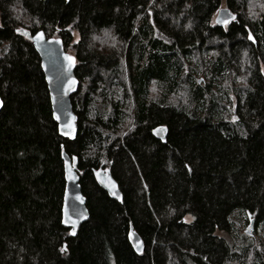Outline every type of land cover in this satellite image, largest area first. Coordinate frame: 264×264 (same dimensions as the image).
Masks as SVG:
<instances>
[{"label":"trees","instance_id":"obj_1","mask_svg":"<svg viewBox=\"0 0 264 264\" xmlns=\"http://www.w3.org/2000/svg\"><path fill=\"white\" fill-rule=\"evenodd\" d=\"M224 6L236 18L221 26ZM21 28L76 58L74 140ZM263 68L264 0H0V264H264ZM63 148L90 213L75 236Z\"/></svg>","mask_w":264,"mask_h":264},{"label":"water","instance_id":"obj_2","mask_svg":"<svg viewBox=\"0 0 264 264\" xmlns=\"http://www.w3.org/2000/svg\"><path fill=\"white\" fill-rule=\"evenodd\" d=\"M69 1V0H66ZM236 14L227 6L221 7L218 11L215 21H227V23H218L221 26L233 21ZM19 33L27 31L20 29ZM28 37L40 56L41 67L45 75L46 83L50 95V103L54 121L58 126V133L64 138L74 140L78 132V118L73 110L71 102L72 95L79 88V79L76 76V58L66 51L63 40L57 37H49L43 30H38L31 34L27 31ZM37 33L43 34V39L36 37ZM67 56L74 58V63L66 59ZM75 81L74 83H70ZM0 111L3 108V100L0 96ZM162 126L155 127L153 134L160 139L165 137ZM62 159L64 162L65 190L62 202V224L70 230V234L75 236L80 226L88 220L90 213L86 203V197L82 192L80 176L78 173V157L69 155L65 149L62 150ZM93 175L97 184L107 192V194L118 201H122L123 194L119 183L113 177L110 168L99 167L93 169ZM71 177V178H70ZM115 193V195L113 194ZM72 221H75V230L73 233ZM128 239L133 249L137 253L144 251L145 243L140 234L130 226Z\"/></svg>","mask_w":264,"mask_h":264},{"label":"snow or ice","instance_id":"obj_3","mask_svg":"<svg viewBox=\"0 0 264 264\" xmlns=\"http://www.w3.org/2000/svg\"><path fill=\"white\" fill-rule=\"evenodd\" d=\"M233 19H235V17H233ZM217 23H227V21H220V20H218L217 21ZM16 31L17 32H20L21 30L20 29H16ZM23 35H25V36H27L28 35V33H27V31H24L23 32ZM36 37L37 38H39V39H43V34L42 33H37L36 34ZM252 37H251V35H249V39H251ZM66 59L70 62V64L71 63H74L75 61H74V58L73 57H71V56H67L66 57ZM75 81H71L70 83H74ZM0 103H2V102H0ZM237 118L234 116L233 117V120L235 121ZM160 131H164V129H160ZM71 178V177H70ZM114 195H115V193H113ZM72 223V225H73V233H74V230H75V221H72L71 222ZM66 249L65 248H61V251H65Z\"/></svg>","mask_w":264,"mask_h":264},{"label":"rangeland","instance_id":"obj_4","mask_svg":"<svg viewBox=\"0 0 264 264\" xmlns=\"http://www.w3.org/2000/svg\"><path fill=\"white\" fill-rule=\"evenodd\" d=\"M151 17L152 16H150V22L152 23V20H151ZM155 35L156 36H158V37H160L161 39H166L164 36H163V34L161 33V32H159L158 30H155ZM4 47V49H5V45L3 46ZM263 70H264V68H263ZM242 221V220H241ZM243 222V225L241 226V230L242 231H245V230H247L248 232H249V234H253V232L255 231V227L254 226H248V224H244V221H242Z\"/></svg>","mask_w":264,"mask_h":264},{"label":"bare ground","instance_id":"obj_5","mask_svg":"<svg viewBox=\"0 0 264 264\" xmlns=\"http://www.w3.org/2000/svg\"><path fill=\"white\" fill-rule=\"evenodd\" d=\"M51 104V103H50ZM249 253V252H248Z\"/></svg>","mask_w":264,"mask_h":264}]
</instances>
